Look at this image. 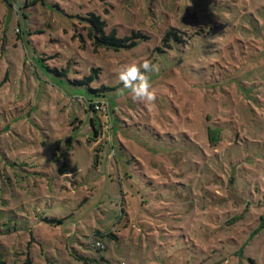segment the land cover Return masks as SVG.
<instances>
[{
    "label": "rangeland",
    "instance_id": "rangeland-1",
    "mask_svg": "<svg viewBox=\"0 0 264 264\" xmlns=\"http://www.w3.org/2000/svg\"><path fill=\"white\" fill-rule=\"evenodd\" d=\"M25 3L0 0V258L264 264V0ZM144 59L151 108L118 79Z\"/></svg>",
    "mask_w": 264,
    "mask_h": 264
},
{
    "label": "trees",
    "instance_id": "trees-1",
    "mask_svg": "<svg viewBox=\"0 0 264 264\" xmlns=\"http://www.w3.org/2000/svg\"><path fill=\"white\" fill-rule=\"evenodd\" d=\"M31 1L33 3L36 2V0H26L25 5L26 6L31 5L32 4ZM87 18H88L87 20L91 23V26H92L91 29L93 30V35L98 40H102V41H104L107 44H110L112 46H115L114 49L116 47L123 46V42H124L123 39L118 38L116 36V34H115L114 31H111L108 34L102 33V31L104 32L105 21H103V20L100 19L99 14L95 13L94 11H92V12L89 13V17H87ZM186 20L183 22L184 24L186 23ZM17 31H20V30L18 29ZM98 33H100L101 36L97 35ZM170 34H174V36H175L174 39H178L179 38L178 37V34H176L175 32L170 33L169 31L166 33V37H169ZM125 45L128 46V44H125ZM40 65H43V64L41 63ZM89 78L87 76V77H84L83 79H79V80H77V84H73V85L76 86V87H78V85H85V87H84L85 90L98 91L99 89H97V88H90V86H89V88H87L88 82L90 80ZM116 87H118V85H115V86H104L102 88L105 89L104 92H109L112 89H115ZM86 102H87V105H88L87 109L88 110L90 109L91 111L96 112L97 111V108H99L100 105H102L103 100H97V101H95V100H91V99H88V100L86 99ZM90 124H91L92 129L96 132L97 127H96V125L94 123V118H91ZM191 125H195V124H191ZM213 127L214 126H209V127L206 128L205 135H203V138H205V136H206L207 137V140L209 139L210 145L216 146L218 143H220L223 140V136L221 135L220 127L219 126H215L214 128ZM261 217H262V219H264V214ZM44 221L53 223V225L61 224L63 222L61 218L58 219L56 217H52V218L45 217L44 218ZM97 242L102 243L100 239L99 240L96 239L95 243H93L92 245L94 247H96L98 250L103 249L104 247L97 245ZM0 264H6L5 260L2 259V258H0ZM22 264H32L31 263V259L28 258L27 261L24 262V263H22Z\"/></svg>",
    "mask_w": 264,
    "mask_h": 264
},
{
    "label": "clouds",
    "instance_id": "clouds-1",
    "mask_svg": "<svg viewBox=\"0 0 264 264\" xmlns=\"http://www.w3.org/2000/svg\"><path fill=\"white\" fill-rule=\"evenodd\" d=\"M158 71V65L153 64L151 60L144 59L142 63L122 66L118 72V79L124 88L130 89L133 102H139L151 108L155 106L157 92L146 73Z\"/></svg>",
    "mask_w": 264,
    "mask_h": 264
},
{
    "label": "built area",
    "instance_id": "built-area-1",
    "mask_svg": "<svg viewBox=\"0 0 264 264\" xmlns=\"http://www.w3.org/2000/svg\"><path fill=\"white\" fill-rule=\"evenodd\" d=\"M97 245L104 247V245L100 242H97Z\"/></svg>",
    "mask_w": 264,
    "mask_h": 264
},
{
    "label": "crops",
    "instance_id": "crops-1",
    "mask_svg": "<svg viewBox=\"0 0 264 264\" xmlns=\"http://www.w3.org/2000/svg\"><path fill=\"white\" fill-rule=\"evenodd\" d=\"M121 264L123 263V262H120Z\"/></svg>",
    "mask_w": 264,
    "mask_h": 264
}]
</instances>
